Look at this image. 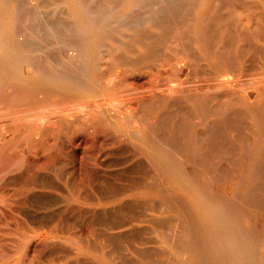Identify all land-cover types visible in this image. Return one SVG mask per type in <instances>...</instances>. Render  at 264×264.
Listing matches in <instances>:
<instances>
[{
    "label": "rangeland",
    "instance_id": "1",
    "mask_svg": "<svg viewBox=\"0 0 264 264\" xmlns=\"http://www.w3.org/2000/svg\"><path fill=\"white\" fill-rule=\"evenodd\" d=\"M17 1L19 72L0 69V264H177L191 253L192 182L232 190L244 218L264 212L259 173L257 201L237 193L245 149L264 152V0Z\"/></svg>",
    "mask_w": 264,
    "mask_h": 264
},
{
    "label": "bare ground",
    "instance_id": "2",
    "mask_svg": "<svg viewBox=\"0 0 264 264\" xmlns=\"http://www.w3.org/2000/svg\"><path fill=\"white\" fill-rule=\"evenodd\" d=\"M15 2L16 3V1H14V0H0V69L1 70H3L4 72H7L8 74H11V75H13V74H15V73H17V64H18V50H17V45H16V41H14V39H13V35H12V33L10 32L11 30H12V28H11V30H10V28L8 27V25H9V20H10V18H12V16L16 13H13L14 12V10L17 8L16 6L17 5H13V2ZM68 1V3H70L71 2V4H72V7L75 9V11L76 12H79V10H80V2H79V0H67ZM70 1V2H69ZM234 0H232V2H233ZM237 1V0H236ZM235 1V2H236ZM239 1V0H238ZM241 1V0H240ZM245 0H243V3H245L244 2ZM18 2V1H17ZM232 2H231V4H232ZM19 3V2H18ZM238 3V2H237ZM240 3V2H239ZM241 3H242V1H241ZM243 3L242 4H240V5H243ZM233 5H235V4H233ZM238 6H239V4H237ZM71 6V5H70ZM16 7V8H15ZM234 7H236V6H234ZM244 7V6H243ZM246 7V6H245ZM15 8V9H14ZM239 8H241L240 6H239ZM232 9V8H231ZM236 10V9H235ZM242 10V9H241ZM232 11V10H231ZM82 12V11H81ZM235 12V11H234ZM233 12V13H234ZM241 12V11H240ZM230 13V12H229ZM237 13H238V10H237ZM246 12H243V15L245 14ZM247 14V13H246ZM245 14V16H247ZM232 16H233V14H231ZM240 15V14H239ZM236 16V15H235ZM258 16V15H257ZM263 17H264V15H262ZM18 17V16H17ZM82 17V21H83V25H84V27L85 28H88L87 26H89V24H90V22H89V20L88 19H86V17L85 16H81ZM228 17H230V16H228ZM244 17V16H243ZM248 17H251V14H250V16H249V14H248ZM253 17V16H252ZM15 18V17H14ZM182 18V17H181ZM236 18H238V14H237V16H236ZM245 18V17H244ZM260 18V17H259ZM258 18V20H260ZM228 19V18H227ZM233 19V18H232ZM231 19V20H232ZM248 18H246V20H247ZM261 19H264V18H261ZM17 20V19H16ZM39 20V19H38ZM230 20V18L228 19V21ZM239 20H241V18L239 19ZM245 20V22H247ZM252 20H255V18H252ZM257 20V19H256ZM93 21V20H92ZM237 21V20H236ZM233 22H235V21H231V22H229V25H230V23H231V25L230 26H232V23ZM244 22V23H245ZM250 22H251V20H250ZM256 23V22H258V21H253V23ZM262 22V21H261ZM264 22V21H263ZM262 22V23H263ZM92 23V22H91ZM242 23H243V21H242ZM243 23V24H244ZM249 22H247V24H248ZM252 23V24H253ZM164 24V23H163ZM228 24V23H227ZM235 24V23H234ZM239 25H241V23H238ZM249 24H251V23H249ZM251 24V25H252ZM259 25H261V28H263L262 27V24H260V23H258ZM226 25V24H225ZM236 25V24H235ZM238 25V26H239ZM259 25L257 26V24H256V26H257V28H259ZM167 26V25H166ZM229 26V27H230ZM243 26V25H242ZM244 26H246V25H244ZM243 26V27H244ZM250 26V25H249ZM255 26V25H254ZM264 26V25H263ZM12 27V26H11ZM226 27V26H225ZM247 27V26H246ZM206 28V27H205ZM231 28V33H233V31H232V28H233V26L232 27H230ZM236 28V27H235ZM249 28V27H248ZM251 28V27H250ZM250 28H249V30H247V28H243V30L242 31H245V30H247V31H250ZM252 28H255V27H252ZM251 28V29H252ZM257 28H255V30L257 29ZM261 28H259V29H261ZM237 29V28H236ZM235 29V30H236ZM238 29H239V27H238ZM69 30V29H68ZM202 30V29H201ZM200 30V31H201ZM205 30V29H204ZM207 30V29H206ZM228 30V31H229ZM57 31V30H56ZM240 31H241V29H240ZM247 31H245V32H247ZM264 31V30H263ZM263 31H259V30H256V33L258 34V36H259V33L258 32H261L260 34H262V32ZM163 32V31H162ZM202 32H204V31H202ZM201 32V33H202ZM235 32H237V31H235ZM251 32V31H250ZM253 32H254V29H253ZM228 33L229 32H227V35H228ZM242 35H245V34H243V32H240ZM255 33V35H257ZM264 33V32H263ZM161 34V33H160ZM204 34H208L207 32L205 33L204 32ZM235 34V33H234ZM239 34V33H238ZM249 34V33H248ZM251 34V33H250ZM253 34V33H252ZM251 34V35H252ZM230 35V34H229ZM228 35V36H229ZM232 35V34H231ZM255 35H254V37H255ZM263 35V34H262ZM201 36V35H200ZM227 36V37H228ZM248 35H245V37L246 38H248L249 39V37H247ZM16 37V36H15ZM18 37V36H17ZM230 38H231V36H229ZM257 37V36H256ZM259 37H261V36H259ZM263 37H264V35H263ZM57 38V37H56ZM202 38V37H201ZM200 38V39H201ZM205 38V37H204ZM203 38V39H204ZM230 38H229V43L231 42V41H233V40H230ZM233 38L235 39H237V37H234L233 36ZM245 38V39H246ZM262 38V37H261ZM20 39V38H19ZM241 39H244V38H241ZM264 39V38H263ZM16 40V39H15ZM18 40V39H17ZM62 40V39H61ZM205 40V39H204ZM249 40H251V39H249ZM249 40H248V42H249ZM201 41H203V40H201ZM242 41H244V40H242ZM252 41V40H251ZM249 42L250 43V47H251V45H252V42ZM256 41V40H255ZM259 41H260V39H259ZM29 42V41H28ZM245 43L247 42V40H245L244 41ZM261 42V41H260ZM203 43V42H202ZM205 43V42H204ZM228 43V44H229ZM240 43V42H239ZM238 43V44H239ZM249 43L247 44V46L249 45ZM259 43V42H258ZM19 44V43H18ZM21 45H22V42L20 43ZM232 44V43H231ZM230 44V45H231ZM244 44V43H243ZM264 44V43H263ZM20 45V46H21ZM31 45V44H30ZM203 45H205V44H203ZM207 45H209V43L207 44ZM207 45H205V47H204V49L206 48V49H208L207 47H209L210 49H213L212 47H210V45L209 46H207ZM242 45V44H241ZM157 46V45H156ZM207 46V47H206ZM232 47H233V44L231 45ZM238 46V45H237ZM240 46V45H239ZM246 45H243L241 48L243 49V47L245 48V47H247ZM232 47H230V48H232ZM19 48V47H18ZM21 48V47H20ZM20 48H19V50H20ZM227 48V47H226ZM229 48V47H228ZM229 48V49H230ZM239 48V47H238ZM237 48V49H238ZM240 48V49H241ZM253 48V47H252ZM251 48V49H252ZM262 49L264 48V47H261ZM248 49H249V47H248ZM247 49V50H248ZM231 50H233V49H230V51ZM239 50V49H238ZM244 50V49H243ZM51 51V50H50ZM208 51H209V49H208ZM208 51H206V53L208 52ZM221 51H223V50H221ZM224 51H225V48H224ZM229 51V50H228ZM229 51V52H230ZM262 51V50H261ZM263 51H264V49H263ZM21 52V51H20ZM211 52V51H210ZM228 52V53H229ZM238 52V51H237ZM231 54H232V52H230ZM229 53V54H230ZM241 53H242V51H241ZM21 54V53H20ZM143 54V53H142ZM183 54V53H182ZM219 54V53H218ZM217 54V55H218ZM225 54V52L224 53H222V55H224ZM227 54V53H226ZM231 54H230V56H231ZM115 55V54H114ZM165 55V54H164ZM207 55H209V54H207ZM229 56V55H228ZM234 55L232 54V57L231 58H233L234 59V57H233ZM237 56H241V54L239 55V52H238V55ZM114 57V56H113ZM118 57V56H117ZM223 57V56H222ZM218 58H221V55L219 56V57H217L216 59H218ZM226 58V57H225ZM167 59V58H166ZM172 59V58H171ZM22 60V59H21ZM187 60V59H186ZM190 60V59H189ZM228 59H226V61H227ZM144 61V60H143ZM219 61V60H218ZM234 61V60H233ZM232 61V62H233ZM30 62V61H29ZM113 62V61H112ZM145 62V61H144ZM217 62V61H216ZM221 62V61H220ZM219 63V62H218ZM236 63V62H235ZM19 64H20V61H19ZM182 64V63H181ZM220 64V63H219ZM227 66V65H226ZM236 67V66H235ZM70 68V67H69ZM229 68V67H228ZM227 68V69H228ZM182 69V68H181ZM229 70V69H228ZM18 72H19V70H18ZM223 73V72H222ZM4 74V73H3ZM167 74V73H166ZM170 74V73H169ZM169 74H167V76L169 75ZM182 74V73H181ZM17 75V74H16ZM19 75V74H18ZM198 75V74H197ZM260 75V74H259ZM5 76V75H4ZM6 76H8V75H6ZM15 76V75H14ZM230 76V75H229ZM262 76V75H261ZM16 77H18V76H16ZM21 77V76H20ZM13 78V77H12ZM30 78H31V76H30ZM181 78V77H180ZM232 78V77H231ZM264 78V77H263ZM15 79V78H14ZM21 79H22V77H21ZM26 79V78H25ZM45 79V78H44ZM62 79V78H61ZM171 79V78H170ZM184 79H185V77H184ZM225 79V78H224ZM223 79V80H224ZM11 80H13V79H11ZM29 80V79H28ZM40 80V79H39ZM71 80V79H70ZM69 81V80H68ZM70 82V83H69ZM69 82H61V83H59L60 85L61 84H63L64 86H66V89L67 88H71L72 87V84L73 83H71V81H69ZM179 82V81H178ZM177 82V83H178ZM186 82V81H185ZM188 82V81H187ZM221 82V80H219V78H218V83H220ZM231 82V81H230ZM181 83V82H180ZM190 83V82H189ZM188 83V84H189ZM202 83V82H201ZM217 83V85H219ZM227 83V82H226ZM232 83V82H231ZM175 84V83H174ZM193 84V83H192ZM77 85V84H76ZM172 85V84H171ZM170 85V86H171ZM175 85H177V84H175ZM183 85V84H182ZM181 85V86H182ZM187 85V83L185 84V86ZM74 86V85H73ZM191 86V85H190ZM224 86V85H223ZM226 86V85H225ZM227 86H229V85H227ZM232 86V85H231ZM61 87V86H60ZM82 87V86H81ZM168 87V86H167ZM177 88H178V85L176 86ZM184 87V86H183ZM188 87V86H187ZM186 87V88H187ZM198 87V86H197ZM220 87V86H219ZM261 87V86H260ZM64 88V87H63ZM165 88V87H164ZM169 89H170V87H168ZM171 88H174V89H176L175 88V86H173V87H171ZM216 88V87H215ZM224 88V87H223ZM227 88V87H226ZM230 88V87H229ZM236 88V87H235ZM174 89H172V91L174 90ZM181 89V88H180ZM183 90H184V88H182ZM230 89H232V88H230ZM75 90V89H74ZM166 90V89H165ZM164 90V91H165ZM189 90H191V89H189ZM223 90V89H222ZM248 90H249V88H248ZM168 91V90H167ZM170 91V90H169ZM176 91V90H175ZM179 90H177V92H178ZM186 91H187V89H186ZM174 92V91H173ZM188 92H190V91H188ZM215 92H216V89H215ZM214 92V93H215ZM224 92H226V91H224ZM233 92V91H232ZM165 93V92H164ZM169 93V92H168ZM172 93V92H171ZM176 93V92H175ZM180 93V92H179ZM182 93H184V92H182ZM227 93V92H226ZM225 93V94H226ZM253 93V92H252ZM166 94V93H165ZM181 94V93H180ZM188 94V93H187ZM187 94H185V96L187 95ZM198 94V93H197ZM202 94V93H201ZM205 94V93H204ZM208 94V93H207ZM216 94H221V92L220 93H217L216 92ZM229 94V93H228ZM232 94V93H231ZM230 94V95H231ZM174 95V94H173ZM182 95V94H181ZM195 95V94H194ZM211 95V94H210ZM224 95V94H223ZM244 95V94H243ZM262 95V94H261ZM260 95V96H261ZM28 96V95H27ZM178 96V95H177ZM180 96V95H179ZM178 96V97H179ZM183 96V95H182ZM181 96V97H182ZM190 95H188V98H191L192 97V95H191V97H189ZM224 96H226V95H224ZM240 96V95H239ZM258 96V95H257ZM256 96V97H257ZM178 97L177 98H175V99H172V100H174L173 102H174V104L176 103V101H177V103L179 102L178 101ZM181 97H179V100H181L182 98ZM216 97V96H215ZM223 99L225 98V97H223V96H221ZM227 97V96H226ZM235 97V96H234ZM237 97V96H236ZM235 97V99H237ZM240 97H242V96H240ZM263 97V96H262ZM7 98H9V97H7ZM171 98H173V97H171ZM181 98V99H180ZM199 98H200V96H199ZM218 98H219V100L217 99V102L218 101H220V100H222L219 96H218ZM231 97H229V99H230ZM243 98V97H242ZM193 99H195L194 97H193ZM206 99V98H205ZM210 98H208V100H209ZM228 99V98H227ZM226 99V100H227ZM234 99V98H233ZM233 99H231V101L233 100ZM247 99V98H246ZM170 100L171 99H169L168 100V104L167 105H169V106H171L170 104L171 103H173L172 102V100H171V103H170ZM203 100V99H202ZM207 100V101H208ZM182 101V100H181ZM193 101V103H194V105H197V103L195 104V100H192ZM195 101V102H194ZM215 101H216V99H215ZM228 101V100H227ZM238 103L240 102V99H239V97H238ZM249 101V100H248ZM209 102V101H208ZM207 102V103H208ZM211 102H213V101H211ZM217 102H214V103H217ZM230 102V101H229ZM233 102V101H232ZM170 103V104H169ZM177 103L175 104L176 106H175V108H177ZM192 103V104H193ZM201 103H202V101H201ZM205 103H206V101L204 102V105L203 106H201L202 108L204 107V106H206L205 105ZM220 103V102H219ZM222 103V102H221ZM237 103V104H238ZM250 103V102H249ZM264 103V102H263ZM173 104V105H174ZM211 104H213V103H210V105ZM227 104V103H226ZM252 104V103H251ZM201 105V104H200ZM217 104H215L214 106H216ZM235 105V104H234ZM254 105V104H253ZM230 106V105H229ZM229 106H226V107H228L229 108ZM185 107V106H184ZM224 107V106H223ZM242 107V106H241ZM255 107V106H254ZM257 107V106H256ZM255 107V108H256ZM186 108V107H185ZM201 108V109H202ZM225 108V107H224ZM233 108V107H232ZM232 108H231V110H232ZM234 108H239V107H234ZM187 109V108H186ZM191 109V108H190ZM195 109V108H194ZM240 109V108H239ZM243 109V108H242ZM242 109H241V111H242ZM245 109H246V107H245ZM176 110H179V108L178 109H176ZM189 110V109H188ZM188 110H186V111H188ZM206 110V109H205ZM216 110H217V108H216ZM224 110H226V108L224 109ZM234 110V109H233ZM252 110V109H251ZM255 110V109H254ZM259 110V109H258ZM261 110V109H260ZM185 111V112H186ZM191 110H189V112H190ZM211 111H213V110H210L209 112L210 113H213V112H211ZM222 111H223V109H222ZM222 111H217L218 113H222ZM189 112H187L188 114H190ZM192 112V111H191ZM201 112H202V110H201ZM205 112V111H204ZM226 112V111H225ZM231 112V111H230ZM244 112V111H243ZM206 113V112H205ZM214 113H216L215 112V110H214ZM227 113V112H226ZM259 113V112H258ZM204 114V113H203ZM228 114V113H227ZM246 114H248V113H246ZM191 115V114H190ZM253 115V114H252ZM257 115V114H256ZM199 116V115H198ZM211 116V115H210ZM224 116H225V114H224ZM229 115H227V117H228ZM232 116H233V114H232ZM254 116V115H253ZM261 116V115H260ZM252 117V116H251ZM189 118H191V117H189ZM222 118H224L225 119V117H221V119ZM229 118H230V116H229ZM229 118H227L228 120H230ZM202 119V118H201ZM220 119V120H221ZM227 119H225V120H227ZM251 119H253V118H251ZM256 119V118H255ZM260 119V118H259ZM217 120V119H216ZM205 121V120H204ZM224 121V120H223ZM255 121V120H254ZM243 122V121H242ZM223 123H225V122H223ZM228 123H230V122H228ZM209 124V123H208ZM263 125V124H262ZM260 125H259V123H258V127H259ZM231 127V126H230ZM218 128V127H217ZM262 128H264L263 126H262ZM207 129V128H206ZM195 134H197V133H195ZM258 134V133H257ZM198 135V134H197ZM262 135V134H261ZM239 136V135H238ZM193 137V136H192ZM260 137V136H259ZM195 138V137H194ZM199 138V137H198ZM198 138H197V140H198ZM239 138V137H238ZM242 138V137H241ZM263 138V137H262ZM193 139V138H192ZM197 140H195V142L197 141ZM227 140H228V138H227ZM230 140V139H229ZM256 140H258V139H256ZM254 141V140H253ZM262 141H264V140H262ZM193 142V141H192ZM216 142H218L217 140H216ZM228 142V141H227ZM240 142V141H239ZM245 142V141H244ZM244 142H242V143H244ZM259 142H261V141H259ZM208 143V142H207ZM231 143V142H230ZM248 143H249V141H248ZM257 143V142H256ZM262 143V142H261ZM224 144H225V142H224ZM233 144V143H232ZM241 144V143H240ZM250 144V143H249ZM249 144H247V145H249ZM253 144V143H252ZM264 144V143H263ZM263 144H261V145H263ZM245 145V144H244ZM243 145V146H244ZM190 146H191V144H190ZM227 146V145H226ZM229 146H231V145H229ZM243 146H242V148H243ZM246 146V145H245ZM195 147H196V145H195ZM241 147V146H240ZM251 147V146H250ZM249 147V148H250ZM262 147L263 146H261V149H260V147H259V149H258V147H257V149H256V147L254 148V149H251L249 152H247L248 150H246L245 149V151H246V153L245 154H243L244 156H245V158H244V156H242L241 158H244V160H245V164H244V170H245V172L247 173V176H246V178H245V182L240 186L242 189H240L239 191H237V193L238 192H240L241 194H243V195H245V197L244 198H246V202L248 201V202H251V203H254L255 201H257V199H256V197L254 196L255 195V192L253 191V190H251L250 189V182L249 181H251V178L250 177H253V176H250V177H248V173H250V175H253V174H255L256 173V175H257V173H259V178H260V176H262V179L261 180H264V163L261 161L262 160V158L264 157V152H263V150H262ZM214 148V147H213ZM226 148V147H225ZM241 148V149H242ZM205 149H206V147H205ZM216 149V148H215ZM230 149V148H229ZM240 149V150H241ZM264 149V148H263ZM218 150V149H217ZM226 151L227 152V148L226 149H223V151ZM243 150H244V148H243ZM196 151V150H195ZM213 151V150H212ZM222 151V152H223ZM224 151V152H225ZM234 151V150H233ZM204 152V151H203ZM217 152V151H216ZM225 152V153H226ZM231 152V151H230ZM221 153V152H220ZM224 153V154H225ZM263 153V157L261 158H259L258 157V155H260L261 156V154ZM226 154H228V152L226 153ZM234 154V153H233ZM169 155V154H168ZM223 155V154H222ZM221 155V156H222ZM232 155V154H231ZM168 157V156H167ZM166 157V158H167ZM170 157H172L171 155H170ZM257 157L259 158V159H261L260 161L262 162V163H260L259 161H257ZM175 158V155H174V157L172 158V159H174ZM171 159V160H172ZM258 159V160H259ZM169 160H170V158H169ZM235 160V159H234ZM233 160V161H234ZM264 160V159H263ZM174 161V160H173ZM235 162V161H234ZM240 163H241V161H239ZM173 163V162H172ZM175 164H177V163H175ZM179 164V163H178ZM175 166V165H174ZM179 166V165H178ZM236 167H237V163H236ZM181 169V168H180ZM176 169H174V171H175ZM175 172H177V171H175ZM182 172V171H181ZM207 172V171H206ZM237 172V171H236ZM239 172V171H238ZM178 173V172H177ZM185 174V173H184ZM204 174H205V172H204ZM180 175V174H179ZM182 175H183V173H182ZM187 175V174H186ZM207 175L208 174H206V177H207ZM181 176V175H180ZM185 175H183V177H184ZM188 176V175H187ZM204 178H205V176L204 175H202ZM209 176V175H208ZM182 177V176H181ZM182 177V178H183ZM202 177V178H203ZM210 177V176H209ZM188 178V177H187ZM258 178V177H257ZM186 179V177H184V180ZM191 179V178H190ZM209 179V181H210V178H208ZM202 180V179H201ZM255 180H257V179H255ZM185 181H187V180H185ZM188 181L189 182H191L192 180H189L188 179ZM187 181V183L189 184V182ZM248 181V182H247ZM253 181V180H252ZM260 181V180H259ZM195 182V181H194ZM202 182H203V180L201 181V184H202ZM205 182V181H204ZM203 182V183H204ZM206 182H207V179H206ZM261 182V181H260ZM258 183V184H262V182L261 183ZM196 183V182H195ZM257 183V182H256ZM255 183V184H256ZM209 184V183H208ZM190 186L188 187V193L189 194H191V198H192V200L194 201V202H197L198 204V212L196 213V215H195V218H194V223H195V229H193L192 228V235H193V237L191 238L190 236V238H191V241H190V247H188V248H190V255L188 256V258L187 259H185L184 261H179L177 264H264V212H262V214H259V212H257V211H252L253 209L251 208V207H249V208H251V209H248V211H247V213H245L246 215V217L244 218V216H243V212H242V209H243V207H242V203H241V199L239 200V198L238 197H236V195L234 196V194H232V193H234L232 190H231V192H229V193H227L226 192V189H223V188H221L222 189V191L221 192H223V194H225L222 198H220V197H216V196H214V195H212L211 194V190H213V192L215 191L214 189H208V188H199V185H196V184H194L193 182H192V185H191V183L189 184ZM206 185V184H205ZM205 185H203L204 187H207V186H205ZM210 185V184H209ZM253 185V184H252ZM211 186V185H210ZM224 186V185H223ZM257 186V185H256ZM255 186V187H256ZM260 186V185H259ZM261 186H263V185H261ZM222 187V186H221ZM264 187V186H263ZM211 188H213V187H211ZM220 188V187H219ZM226 188V187H225ZM230 188V187H229ZM187 189V188H186ZM218 189V188H217ZM263 189V188H262ZM199 190V191H198ZM227 190H228V188H227ZM230 190V189H229ZM236 190H238V189H236ZM217 191V190H216ZM147 192V191H146ZM202 192V193H201ZM219 193V192H218ZM229 194L228 196H226L227 194ZM236 193V192H235ZM264 194V193H263ZM221 195V194H220ZM260 200V199H259ZM245 202V203H246ZM258 203H259V201H258ZM244 205V204H243ZM260 205V204H259ZM262 205V204H261ZM260 205V206H261ZM254 206V205H253ZM244 207H246L245 205H244ZM247 208H248V206H247ZM259 210H261V209H259ZM244 212H246V211H244ZM257 212V213H256ZM189 221V220H188ZM189 223V222H188ZM187 225V224H186ZM188 228H190L189 226H187ZM187 228V229H188ZM182 229V228H181ZM191 229V228H190ZM187 232L188 233H190L189 232V229L187 230ZM186 232V233H187ZM188 235V234H187ZM165 236V235H164ZM169 237V236H168ZM173 238H174V236H173ZM172 238V239H173ZM170 240H171V238H170ZM186 240V239H185ZM168 241V240H167ZM173 241H174V239H173ZM172 241V242H173ZM183 241V240H182ZM175 243V242H174ZM177 244V243H176ZM184 244V243H183ZM187 244V243H186ZM170 245V244H169ZM185 245V244H184ZM172 246V245H171ZM174 246V245H173ZM181 246V245H180ZM184 247V246H183ZM171 248H173V247H171ZM177 248H179V247H174L173 248V250H174V252H177ZM185 248V247H184ZM181 249H183V248H181ZM181 249H179L180 251H182V253L184 252L183 250H181ZM179 250H178V252H179ZM185 250H186V248H185ZM181 253V254H182ZM180 254V255H181ZM179 255V254H178ZM177 256V255H176ZM183 257V256H182ZM165 260V259H164ZM181 260V259H180ZM174 261H175V259H174ZM174 263V262H173Z\"/></svg>",
    "mask_w": 264,
    "mask_h": 264
}]
</instances>
